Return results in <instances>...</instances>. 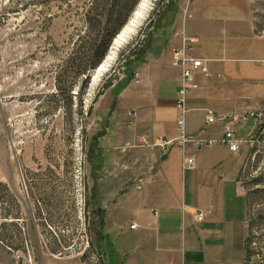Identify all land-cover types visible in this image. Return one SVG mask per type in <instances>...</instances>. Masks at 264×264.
<instances>
[{
    "label": "rangeland",
    "instance_id": "374dc122",
    "mask_svg": "<svg viewBox=\"0 0 264 264\" xmlns=\"http://www.w3.org/2000/svg\"><path fill=\"white\" fill-rule=\"evenodd\" d=\"M138 2L108 0L95 27L87 20L95 0H0V264H117L103 245L94 203L105 110L146 55L167 67L165 47L187 0H149L146 17L98 78V65L85 75L77 67L93 45L91 63L107 48L104 60L112 31ZM120 3L112 26L108 15ZM249 5L262 31L264 0ZM261 138L240 173L248 192L244 264H264Z\"/></svg>",
    "mask_w": 264,
    "mask_h": 264
},
{
    "label": "crops",
    "instance_id": "0c3cea01",
    "mask_svg": "<svg viewBox=\"0 0 264 264\" xmlns=\"http://www.w3.org/2000/svg\"><path fill=\"white\" fill-rule=\"evenodd\" d=\"M180 31L198 38L193 53L207 59L209 71L198 75L199 88L188 94L185 132L218 140L222 125L206 124L207 110L243 116L231 119L236 138L249 141L236 151L221 143L157 145L178 135L181 70L170 64V51ZM164 54V69L146 55L138 69L141 82L131 79L105 110L94 170L103 245L117 264H244L248 192L240 173L248 150L263 141L264 32L249 0H187ZM188 157L195 159L194 169L183 167ZM206 209L209 215L198 222L196 211Z\"/></svg>",
    "mask_w": 264,
    "mask_h": 264
},
{
    "label": "built area",
    "instance_id": "2783aa9c",
    "mask_svg": "<svg viewBox=\"0 0 264 264\" xmlns=\"http://www.w3.org/2000/svg\"><path fill=\"white\" fill-rule=\"evenodd\" d=\"M264 32V26L262 27ZM175 38L179 40L177 45H174L170 51V64L173 67H177L181 70L179 79V87L177 90L176 108L179 111L177 118V131L176 138L169 141H160L157 145L161 148H166L174 143H179L184 146L186 143H193L196 147L211 146L215 143H221L228 146L230 151H236L239 148L240 143L249 142L247 140H238L235 136L233 127L231 126V119L243 118V116L232 115H220L215 116L212 111L207 110L206 124L219 122L222 125V137L218 140L215 139H199L193 135H189L185 132L184 128V114L186 113V101L188 94L199 88L197 80L198 75H209L207 59L196 57L193 53L195 45L198 43V38L189 36L180 31L175 34ZM132 79L134 83L139 84L141 82L140 74L138 71L132 73ZM248 116L259 118L260 114L250 112ZM264 130V127H263ZM144 143H146L144 141ZM185 169H194L196 167L195 159L193 157L185 158ZM210 213V209L197 210L195 218L198 222L203 221ZM137 227L136 223L130 225L131 229Z\"/></svg>",
    "mask_w": 264,
    "mask_h": 264
},
{
    "label": "trees",
    "instance_id": "16d2710c",
    "mask_svg": "<svg viewBox=\"0 0 264 264\" xmlns=\"http://www.w3.org/2000/svg\"><path fill=\"white\" fill-rule=\"evenodd\" d=\"M108 0H95V5H91L89 7L90 9V14H92V16H87V20L88 23L90 25H94L95 27H97L98 25L101 26V20L99 18V16H101V13H98L99 10H103L106 8ZM122 9V5L120 3V5L118 7H116L115 9L111 10V12L109 13V18L107 20V22L109 24H111L113 26V24H115V22L118 20L119 16H120V11ZM94 16V17H93ZM123 23H121L120 25H118V27H116V29H114V31H112L108 42L111 41V37L117 35L119 32V28L122 29L121 27H123ZM101 36L99 35V33H97V37L96 38H100ZM115 38V37H114ZM97 39V40H98ZM96 40V41H97ZM114 40V39H113ZM107 49V48H106ZM106 49H104V51L102 52V55H100V57L98 59H96V61L91 63V60L93 61V53H95V46L93 45V47L89 48L86 52L83 58H85V62L82 63V65L77 67V71L80 74H86L88 72L89 69L96 67V65H99L100 63V59H102V57L105 55L106 53ZM90 62V63H89ZM57 87L60 89V84L57 82Z\"/></svg>",
    "mask_w": 264,
    "mask_h": 264
},
{
    "label": "bare ground",
    "instance_id": "6f19581e",
    "mask_svg": "<svg viewBox=\"0 0 264 264\" xmlns=\"http://www.w3.org/2000/svg\"><path fill=\"white\" fill-rule=\"evenodd\" d=\"M148 2L149 0H140V2H138L136 8L133 10L126 24L115 36L114 43L112 44V47L105 56L104 60L94 70V77H97V75H99L102 71L105 70L107 63L109 62V60L112 59L116 48H118L117 46L121 42L125 41V39L129 37L133 32H135L137 27L140 25L141 21L146 17L148 12Z\"/></svg>",
    "mask_w": 264,
    "mask_h": 264
}]
</instances>
